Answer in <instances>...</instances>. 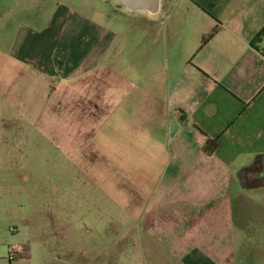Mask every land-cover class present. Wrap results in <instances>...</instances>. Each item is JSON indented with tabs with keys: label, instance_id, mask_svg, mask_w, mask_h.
<instances>
[{
	"label": "crops",
	"instance_id": "crops-1",
	"mask_svg": "<svg viewBox=\"0 0 264 264\" xmlns=\"http://www.w3.org/2000/svg\"><path fill=\"white\" fill-rule=\"evenodd\" d=\"M236 1L243 5L215 17L192 8L191 22L182 25L158 20L169 11L161 6L127 8L145 12L132 41L123 23L100 25L56 2L32 12L6 46L0 42L6 126L17 128L11 117L18 110L56 112L68 140L58 142L59 152L74 161L75 174L82 172L80 159L90 174L104 116L119 134L110 147L106 131L112 157L140 160L143 175L159 176L138 189L148 192L139 200V219L145 235L165 241L175 264H264V54L253 45L264 47V39L256 43L264 0ZM130 46L138 63L127 58L119 67ZM146 46L153 47L154 69L141 60ZM163 60L164 71L157 70ZM210 139L218 146L204 151Z\"/></svg>",
	"mask_w": 264,
	"mask_h": 264
},
{
	"label": "rangeland",
	"instance_id": "rangeland-1",
	"mask_svg": "<svg viewBox=\"0 0 264 264\" xmlns=\"http://www.w3.org/2000/svg\"><path fill=\"white\" fill-rule=\"evenodd\" d=\"M56 2L100 25L118 28L123 23L122 34L131 41L137 39L145 15L144 11H127L121 0H0V10L7 11L0 14L3 47L32 12L50 10ZM240 4L243 2L235 0H161L160 6L169 11L157 18L163 24L182 25L191 22L192 8L213 15ZM136 49L127 48L117 65L125 66L127 58L136 65ZM152 50L146 46L141 51L147 70L150 66L154 69L149 57ZM163 64L164 60L157 62L156 69L164 71ZM12 114L17 128L7 127L4 114H0V264H175L165 241L145 235L139 219V200L146 199L148 192L141 194L138 189L142 182L152 187L159 176L143 175L140 160L112 157L114 153L105 143L106 131H111L110 147L119 134L105 126L104 116L99 114L97 125V136L103 137V142L96 166L89 174L80 159L83 169L75 174L74 161L57 148L58 142L68 145V140L60 133L56 112L18 110ZM15 225L19 231L13 233ZM13 243L25 250L10 259ZM258 258L262 260H255Z\"/></svg>",
	"mask_w": 264,
	"mask_h": 264
},
{
	"label": "water",
	"instance_id": "water-1",
	"mask_svg": "<svg viewBox=\"0 0 264 264\" xmlns=\"http://www.w3.org/2000/svg\"><path fill=\"white\" fill-rule=\"evenodd\" d=\"M130 10L146 9L150 12H157L161 0H121Z\"/></svg>",
	"mask_w": 264,
	"mask_h": 264
},
{
	"label": "trees",
	"instance_id": "trees-1",
	"mask_svg": "<svg viewBox=\"0 0 264 264\" xmlns=\"http://www.w3.org/2000/svg\"><path fill=\"white\" fill-rule=\"evenodd\" d=\"M210 35H212V34H210ZM209 35V36H210ZM208 36V37H209ZM208 37L207 38H205L204 40H203V45L204 44H206L207 43V41H208ZM211 37V36H210ZM264 39V29H262L260 32H259V34L257 35V37H256V43L258 42H261L262 40ZM253 45L257 48V49H259L263 54H264V47L263 48H260L257 44H255V43H253ZM217 146H218V140L217 139H210V140H208V142L206 143V145H205V149H204V151H207V152H213L216 148H217Z\"/></svg>",
	"mask_w": 264,
	"mask_h": 264
},
{
	"label": "built area",
	"instance_id": "built-area-1",
	"mask_svg": "<svg viewBox=\"0 0 264 264\" xmlns=\"http://www.w3.org/2000/svg\"><path fill=\"white\" fill-rule=\"evenodd\" d=\"M21 252H22V250H21L19 245H17V244L11 245V247H10V256H9L10 259L14 258L15 254H19Z\"/></svg>",
	"mask_w": 264,
	"mask_h": 264
}]
</instances>
